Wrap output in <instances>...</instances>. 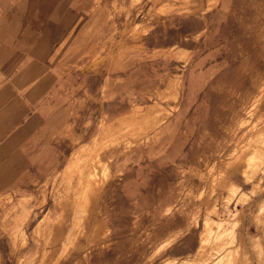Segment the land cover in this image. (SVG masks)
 Wrapping results in <instances>:
<instances>
[{
  "label": "rangeland",
  "instance_id": "rangeland-1",
  "mask_svg": "<svg viewBox=\"0 0 264 264\" xmlns=\"http://www.w3.org/2000/svg\"><path fill=\"white\" fill-rule=\"evenodd\" d=\"M150 1L114 7L83 46L108 81L101 102L123 114L102 105L51 178L0 188V264H262L264 0ZM150 48L151 84L130 71ZM150 110L171 116L123 124Z\"/></svg>",
  "mask_w": 264,
  "mask_h": 264
},
{
  "label": "crops",
  "instance_id": "crops-1",
  "mask_svg": "<svg viewBox=\"0 0 264 264\" xmlns=\"http://www.w3.org/2000/svg\"><path fill=\"white\" fill-rule=\"evenodd\" d=\"M137 1L151 6L150 0H0L1 194L51 178L78 145L89 142L91 118L102 105L123 114L127 102H101L108 81L90 76V50L83 46L97 36L96 26L107 24L114 7ZM130 67L132 75L144 67L151 84V48ZM127 81L122 75L116 83L124 87ZM93 88L99 102L86 95Z\"/></svg>",
  "mask_w": 264,
  "mask_h": 264
},
{
  "label": "bare ground",
  "instance_id": "bare-ground-1",
  "mask_svg": "<svg viewBox=\"0 0 264 264\" xmlns=\"http://www.w3.org/2000/svg\"><path fill=\"white\" fill-rule=\"evenodd\" d=\"M114 56H116V55H114ZM111 57H113V55L111 56ZM116 58V57H115ZM115 58H113V59H115ZM104 61H106V60H104ZM117 62V61H116ZM102 63V62H101ZM113 63V62H112ZM115 63V62H114ZM93 64V63H92ZM108 65H109V62H108ZM181 86V83H179V85H178V87H180ZM175 108L177 109L178 108V105H176L175 106ZM171 116V114L170 113H166V112H163V114H162V116H161V118H159V119H156L154 116H153V113L151 112V110L148 112V113H146L145 115H143L142 116V118L141 119H143L142 121H139V120H136V121H134L135 119H133L132 117H131V119H127L125 122H123V124L125 125V126H131V125H133L134 123H138V124H140V126L142 127V128H145V126L144 125H148V124H150V126H151V124H152V128L153 127H159L161 124H163V123H165V122H167V120L169 119V117ZM78 141V140H77ZM81 152H83V153H85L86 152V149L85 148H82L81 149ZM78 184L75 186V187H73V188H71V191L72 192H77V191H82V192H86V185H85V183H84V181L83 180H78V182H77ZM73 194V193H72ZM74 199V198H73ZM104 200V199H103ZM69 204H71L70 206L71 207H74V205H75V203H66L65 205H66V207H68L69 206ZM100 211V208H97L96 210H95V212H99ZM94 213V212H93ZM96 223H97V217H96V214L94 213L93 214V216H91L90 217V222H89V228H90V231L96 226ZM206 229V228H205ZM219 231V230H218ZM222 232V231H221ZM206 239H205V243L206 242H208V240L210 239V237L212 236V229L211 228H208L207 230H206ZM249 250V249H248ZM201 252V251H200ZM256 256H257V260H260V262H262V264H264V247H263V245L261 244V245H259V247H258V249L256 250Z\"/></svg>",
  "mask_w": 264,
  "mask_h": 264
}]
</instances>
